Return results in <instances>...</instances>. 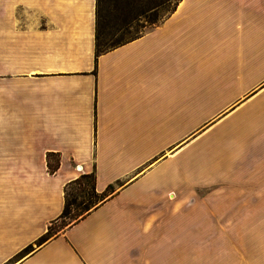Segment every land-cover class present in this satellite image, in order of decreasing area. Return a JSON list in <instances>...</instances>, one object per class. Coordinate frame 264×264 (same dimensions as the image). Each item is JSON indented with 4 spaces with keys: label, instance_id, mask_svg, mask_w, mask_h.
I'll use <instances>...</instances> for the list:
<instances>
[{
    "label": "crops",
    "instance_id": "obj_1",
    "mask_svg": "<svg viewBox=\"0 0 264 264\" xmlns=\"http://www.w3.org/2000/svg\"><path fill=\"white\" fill-rule=\"evenodd\" d=\"M97 26L0 0V264H264V0H177L101 52ZM93 171L112 193L38 243Z\"/></svg>",
    "mask_w": 264,
    "mask_h": 264
},
{
    "label": "trees",
    "instance_id": "obj_2",
    "mask_svg": "<svg viewBox=\"0 0 264 264\" xmlns=\"http://www.w3.org/2000/svg\"><path fill=\"white\" fill-rule=\"evenodd\" d=\"M177 2V1H176ZM176 4V3H175ZM175 4L170 7V11L174 9ZM157 7V6H156ZM151 11H155L152 9ZM102 18V8L100 5V0H98V26L96 33V43H97V51L101 52L110 47L115 46L116 44L129 39L134 35L126 38L119 39L117 41H113L109 43L108 39H102L101 33L99 30L100 22ZM158 17L154 18V23L157 22ZM47 165L48 169L51 173L57 171L60 166V155L55 152L47 153ZM113 185H109L106 190L103 192H99L96 188V173H83L78 178L71 180L65 185V206L58 218H56L48 227V231L45 235H43L40 240L41 242L47 237L53 236L58 233L62 228L67 225H70L81 218L85 217L93 208L97 207L100 203H102L113 191ZM68 219V221H66ZM74 220V221H73ZM61 222V224L56 227L57 223ZM31 246H28L26 249H29Z\"/></svg>",
    "mask_w": 264,
    "mask_h": 264
},
{
    "label": "rangeland",
    "instance_id": "obj_3",
    "mask_svg": "<svg viewBox=\"0 0 264 264\" xmlns=\"http://www.w3.org/2000/svg\"><path fill=\"white\" fill-rule=\"evenodd\" d=\"M176 1L100 0L102 8V18L99 27L101 38L108 39L109 43L119 39H126L144 29L145 25L154 23L155 17H158L157 21L162 19ZM152 9L155 11H151ZM200 131L202 130L199 129L198 132ZM60 224L61 222L57 223L56 227Z\"/></svg>",
    "mask_w": 264,
    "mask_h": 264
}]
</instances>
